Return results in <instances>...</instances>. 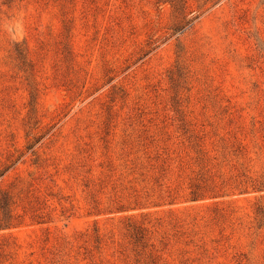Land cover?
Returning a JSON list of instances; mask_svg holds the SVG:
<instances>
[{
	"label": "rangeland",
	"instance_id": "374dc122",
	"mask_svg": "<svg viewBox=\"0 0 264 264\" xmlns=\"http://www.w3.org/2000/svg\"><path fill=\"white\" fill-rule=\"evenodd\" d=\"M262 182L264 0H0V264H264Z\"/></svg>",
	"mask_w": 264,
	"mask_h": 264
},
{
	"label": "trees",
	"instance_id": "16d2710c",
	"mask_svg": "<svg viewBox=\"0 0 264 264\" xmlns=\"http://www.w3.org/2000/svg\"><path fill=\"white\" fill-rule=\"evenodd\" d=\"M6 1H12V0H6ZM17 54H18V57L21 59V62H22V65L25 69V66L26 64L28 65L27 63V60H26V54L27 52L21 48V49H17ZM27 80H28V84L30 86V104L32 105V107L36 104V101H37V94H38V85H37V82L35 81V77L33 75V73L31 71H29L27 73V76H26ZM32 111H34L35 108H31ZM34 143L30 144L29 145V148L33 146ZM264 183V182H262ZM194 187L192 188L191 190V196L193 199H199L203 193L201 191H199V188H198V185L199 183L198 182H195L194 184ZM15 201L13 200V194L11 193V191H3V190H0V208H3V210L5 211L4 214H5V223L3 225V223H0V227H10V224H11V217H13V203ZM263 212V211H261Z\"/></svg>",
	"mask_w": 264,
	"mask_h": 264
}]
</instances>
